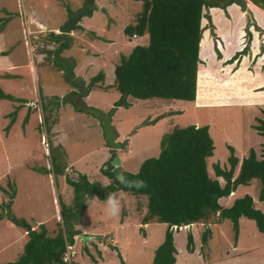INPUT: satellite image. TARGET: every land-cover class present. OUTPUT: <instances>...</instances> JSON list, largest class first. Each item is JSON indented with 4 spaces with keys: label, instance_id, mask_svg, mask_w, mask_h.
Returning a JSON list of instances; mask_svg holds the SVG:
<instances>
[{
    "label": "rangeland",
    "instance_id": "obj_1",
    "mask_svg": "<svg viewBox=\"0 0 264 264\" xmlns=\"http://www.w3.org/2000/svg\"><path fill=\"white\" fill-rule=\"evenodd\" d=\"M83 1L0 0V20L9 19L3 31L0 30V89L25 101L20 104L0 100V212L2 204L9 202V195L14 190L10 212L21 224H14L8 219L9 212L5 211V217L0 221V264L18 259L27 242L25 234L28 228L39 230L38 226L43 225L50 237L56 235L63 223L60 203L66 207L73 205L74 192L66 183V178L78 181L79 175H83L88 182L102 187L111 183L102 172L107 173L111 163L106 160L109 164H103L108 152L122 159L120 165L123 171L135 174L143 161L159 155L163 136L174 128L208 126L214 145L213 156L207 159L210 178L216 179V165L229 169L227 146L234 148V155L239 160L247 157L250 149H254L258 159L264 157V137L254 129L258 119L264 121V87L260 88L264 85V35L262 37L260 28L251 24L245 12L241 9L238 11L235 5L229 11L231 18L227 10L225 13L220 8L212 11L206 8L203 11L202 34L206 31L208 38L202 51L199 45L201 63L198 65L197 96L193 103L128 97L126 107L122 106L121 95L113 88L91 91L86 100L88 106L105 114L115 108L111 124L119 135L117 142L122 145L119 150L113 152L101 144V125V129H98L84 120L78 121L73 117L76 113L73 109L69 114L65 110L60 115L68 103L61 105L59 110L49 106L48 110L43 111L39 98L47 103L49 99L46 98L63 88L65 82L63 72L54 67L55 59L63 58L75 65L81 62L75 68L78 77L70 82L80 87V94L86 97L88 80L102 71L105 75L104 86L112 85L114 68L120 58L127 57L136 46H146L148 43L147 35L128 38L123 33L125 27L135 24L141 11V1L96 0L98 10L79 21L82 30H75L65 37L73 44L71 49L58 57H48L42 53L43 50L54 51L57 48L56 44L45 40V34L53 29H57L53 31L54 34H59L58 28L67 17L64 6L67 5L74 12ZM244 2L246 10L255 12L261 22L264 15L257 8L261 9L263 4L255 5L251 0ZM221 13L230 21H222ZM42 26L48 31L43 30ZM251 26L258 36L255 55ZM241 27H245L244 35L240 32ZM228 31H233L234 36L227 37ZM247 31L251 34L250 38ZM246 45V54L237 56ZM240 46L241 51L230 55ZM235 56L232 65L228 64ZM6 75L13 77L6 78ZM70 82L68 86H74ZM68 86L64 85L66 92H62L61 97L70 101L72 95L68 94ZM13 112L15 122L6 131ZM26 117L28 121L23 126ZM91 118L95 120L93 116ZM54 123L58 125L55 127ZM54 127L58 133L56 138L52 131ZM128 150L130 153H127ZM89 153L92 155L84 161L83 158ZM52 156L56 160L54 164L71 163L74 168H66L63 175L55 174ZM236 176L237 171L234 178ZM217 180L224 185L221 178ZM235 189L233 197L219 200L222 207L228 208L235 199L249 195L254 207L264 214V202L258 200L260 184L257 180ZM122 194L118 197L121 210L116 217L108 214L106 201L96 197L87 201L83 215L74 222V228L78 227L81 232L93 230L95 236L88 242H82L79 235L74 237L76 256L73 264H121L120 258L123 264H152L167 226L158 223L147 224L145 228L139 226L146 212V199ZM208 226L195 224L191 230L186 227L173 229L177 251L175 264H264V239L253 221L246 218L239 220L238 237H235L229 220L210 228ZM206 227L212 235L207 245L203 246L201 235ZM188 231L194 240L192 254L186 250Z\"/></svg>",
    "mask_w": 264,
    "mask_h": 264
},
{
    "label": "trees",
    "instance_id": "obj_2",
    "mask_svg": "<svg viewBox=\"0 0 264 264\" xmlns=\"http://www.w3.org/2000/svg\"><path fill=\"white\" fill-rule=\"evenodd\" d=\"M139 1L142 5L136 22L134 25L125 27L123 33L128 38H140L147 35L148 43L146 46H136L127 57L122 56L115 66L114 88L121 95L122 106L127 107L128 97L137 100L163 99L194 102L198 65L201 63L199 45L202 51L203 44L208 38L206 31L202 34L203 11L206 8H210V11L220 8L226 13L227 7L236 5L245 12L244 0H221L225 2L223 7L219 4L206 3L203 0ZM251 2L255 5L262 3L261 9L264 10V1L251 0ZM8 22V18L0 20L1 31ZM246 34L249 38L251 37L250 32L247 31ZM253 34V54L255 55L258 36L255 31ZM45 35L47 42L57 45L54 51H42L48 57L54 55L58 57L71 46L65 35L53 32ZM247 51L248 46L246 45L237 56L245 55ZM237 56L228 64L236 60ZM245 61L246 59L241 65ZM54 67L63 72L67 84L74 79V63L69 64L65 59L57 58L54 61ZM103 79L102 72L92 77L85 88L87 93ZM200 82L199 76V85ZM70 83L78 87L73 82ZM0 100L25 103L23 100L5 94L2 90H0ZM68 102L66 98L59 100L55 97L49 99L47 103L42 102L43 110H48L49 106L58 110L62 104ZM262 114L264 115V110ZM10 117L11 121L5 128L6 131L15 122V112L11 113ZM27 121V117L24 118L23 126ZM257 122L258 125L254 129L264 137V121L258 119ZM227 148L229 169H222L216 165L214 167L216 179H212L209 177L207 159L213 156L214 145L208 126L174 128L163 136L161 151L156 158L143 161L135 174L121 173L129 182L144 181L146 187L129 188L121 184L112 173L113 167L108 168L107 173L102 170L111 180V183L105 187L88 182L86 176L83 175H79L78 181L66 178V183L73 189L74 196L72 206L66 207L60 203L63 217L62 227L53 237L48 235L43 225L38 226L39 230L26 231L28 239L23 252L16 261L5 264H64L62 258L66 246H73L74 237L80 235V232L74 229V222H77L78 218L83 215L87 201L93 197L106 201L109 193L118 194L119 192L146 199V212L140 223L142 226L151 223L167 226L164 240L157 247L152 264H175L177 254L173 239V228L175 227L179 229L194 224L215 225L223 220H229L235 237H237L239 220L246 218L255 223L264 239V214L254 207L253 199L249 195L235 199L228 208L222 207L219 203L220 199L235 192L236 187L247 186L253 180L259 182L258 200L264 202V157L258 159L254 149H250L247 157L239 160L234 155V148L231 146ZM115 157V153L112 154L109 162H112ZM51 158L54 173L63 175L65 165L54 164L56 161L54 156ZM236 171L237 176L234 178ZM217 178H221L224 185H221ZM234 184L237 186L232 189ZM14 197L15 191L12 190L9 202L1 206L0 221L5 217L7 210L8 219L21 226L19 220L15 219L10 212ZM210 237L211 231L206 227L201 235L203 246L207 245ZM110 247L116 250L114 246ZM186 250L190 254L194 252V240L190 231L186 235ZM93 262L96 263L94 260ZM120 262L123 264L121 258Z\"/></svg>",
    "mask_w": 264,
    "mask_h": 264
},
{
    "label": "water",
    "instance_id": "obj_3",
    "mask_svg": "<svg viewBox=\"0 0 264 264\" xmlns=\"http://www.w3.org/2000/svg\"><path fill=\"white\" fill-rule=\"evenodd\" d=\"M95 1L96 0H86L83 8L74 12L71 11L67 5H65L64 8L67 12V17H66V21L58 28V33L61 35H69L73 31L78 30L79 26L77 23L80 20H82L84 17L91 16L94 11L98 10ZM203 1L212 5L219 4L221 7H223L225 4V2L221 0H203ZM245 14L249 18L250 22H254L252 13L249 10H246ZM196 87H198V72H197ZM196 96H197V90H196ZM73 105L76 111L83 112L87 115H91L100 122L106 144L110 150L112 151L119 150L122 147V145L119 142H116L117 133L111 124V117L114 113L115 108L111 112L105 114L98 109L88 106L81 98L75 99L73 101ZM110 167H113L112 173L119 181L118 176L121 175V168H120V162L117 157L113 158L108 168ZM235 186L236 184L232 186V189H234ZM186 228L189 229V226H186ZM29 230L30 228H28V231ZM79 238L82 242H87L90 240L88 236H84V235H79Z\"/></svg>",
    "mask_w": 264,
    "mask_h": 264
},
{
    "label": "crops",
    "instance_id": "obj_4",
    "mask_svg": "<svg viewBox=\"0 0 264 264\" xmlns=\"http://www.w3.org/2000/svg\"><path fill=\"white\" fill-rule=\"evenodd\" d=\"M233 5H231V6H229V7H227L226 8V10H227V14H228V16L231 18V14H230V9H231V7H232ZM236 6V5H235ZM237 8H238V11H240V8L238 7V6H236ZM255 7V6H254ZM213 9V8H212ZM258 9V11H259V13H262L263 15H264V10H262V9H259V8H257ZM211 10V9H210ZM251 13H252V16H253V20H254V22H250L251 24L252 23H254L258 28H260V30L262 31V37H263V35H264V18H263V20H261V22H260V20H259V18L256 16V14H255V12H253L252 10L250 11ZM211 15H212V21H213V23H214V25H215V22H214V16H213V14L211 13ZM220 16H221V19H222V21H226V22H229L230 20H227V18H225V15H224V17H223V14L221 13V14H219ZM65 21H66V19H65ZM202 22V21H201ZM245 23H246V20H245ZM80 26L83 28V26L80 24ZM215 27L217 28V26L215 25ZM42 28H43V30H47V28L46 27H44V26H42ZM245 28V27H244ZM244 28H242L241 27V29H240V32L241 33H243V35H244ZM85 29V28H84ZM231 29V28H230ZM253 29H254V27L253 26H251V31H253ZM57 29H53L52 31H50V32H53V31H56ZM82 30V29H81ZM48 31V30H47ZM50 32H48V33H50ZM254 32V31H253ZM54 33V32H53ZM217 33H218V30H217ZM218 36H219V34H218ZM234 36V33H233V31H228L227 32V37H233ZM70 37H74V36H70ZM73 45V44H72ZM71 45V46H72ZM263 45H264V41H263ZM70 46V47H71ZM69 49H71V48H69ZM68 49V50H69ZM241 49H242V46H240V47H237L236 48V50H234V51H232V52H230V55H232L233 56V54H234V52H239V51H241ZM79 64L81 65V62H79L78 63V65L76 64L75 65V63H74V78L76 79L77 77H78V74H77V72L75 71V70H77V69H75V68H77V66H79ZM238 64V63H237ZM258 65V64H257ZM115 69V68H114ZM102 72V71H101ZM103 73V72H102ZM104 74V73H103ZM7 76H10V77H7ZM6 78H12L13 76H11V75H6L5 76ZM80 77V76H79ZM81 78V77H80ZM104 79H105V75H104ZM104 79H103V81L102 82H99V83H97L96 84V86L94 87V88H92L88 93H87V95H86V97H84V95L82 96L81 94H80V90H79V88L80 87H74V86H68V84L66 83V82H64V85L65 84H67V86H68V94L69 93H71V95H72V97H71V99H70V101L68 102V107L67 108H65V109H63L62 111H61V114L60 115H62L63 113H64V111L65 110H68V114L70 113V111L73 109V110H75V108H74V105H73V101L75 100V99H77V98H81L85 103H86V100L89 98V95H90V93H91V91L93 90V89H104V90H107L108 88H113L114 90H115V88H114V82H113V84L112 85H110V86H104ZM114 79H115V77H114ZM80 80V79H79ZM90 80H88V82H89ZM87 84V83H86ZM64 85H63V88H61V89H59V91H54L55 93H53L52 95H50V98H46V99H53V98H55V97H57V98H59V100H62L64 97H61V93L63 92V93H65L66 91H65V88H64ZM264 87V85L263 86H261L260 88H263ZM256 90L257 89H259V88H255ZM1 90V89H0ZM3 91V90H2ZM116 91V90H115ZM4 92V91H3ZM79 92V93H78ZM5 93V92H4ZM5 94H7V93H5ZM10 95V94H9ZM13 97V96H12ZM15 98V97H14ZM40 99V104H41V106H42V102L43 103H46L45 101H43L42 100V98L40 97L39 98ZM21 100H23V99H21ZM24 101V100H23ZM25 102V101H24ZM191 103H193V102H191ZM67 104V103H66ZM66 104H62V105H66ZM113 106V105H112ZM43 109V108H42ZM59 110V109H58ZM44 111V110H43ZM76 111V110H75ZM83 112H79V111H76V113L75 114H73V117L75 118V119H77L78 121H82V120H84L85 122H88L87 124H90V125H94V126H96V127H98V129L100 128V122L96 119V118H94L95 120H92V118H91V115L89 116V115H87V114H85L86 116H84V114H82ZM61 119V118H60ZM84 121H82V122H84ZM91 121V122H90ZM56 123H54V125L53 126H57L58 124H56ZM55 127L53 128V133H55V138L57 137V135H58V133L57 132H55ZM98 129H96V130H98ZM101 129V128H100ZM51 131V130H50ZM117 133V132H116ZM102 138H103V140H105V138H104V134H102ZM118 138H119V135H118V133H117V140H116V142L118 141ZM57 140V139H56ZM102 140V142H101V144L102 145H104L105 144V149H107L108 148V146L106 145V141H103ZM56 143V142H55ZM57 146V144L55 145V147ZM50 147V146H49ZM57 148V147H56ZM52 149V148H51ZM104 148H102V150H103ZM104 149V150H105ZM127 153H130V150H128L127 151ZM92 154L91 153H89L88 155H85V157L83 158V160L84 161H86V158H88V156H91ZM111 158H112V154L110 153V152H108V154H106V156H105V161H104V165L105 164H107L108 163V161H106V160H111ZM118 160H119V162L120 163H122V159H119L118 158ZM89 162H86V164H88ZM67 164V163H66ZM102 164V165H103ZM101 166V165H100ZM66 168H68V169H70V168H74V167H72L71 166V163L68 165H65V169ZM99 168V167H98ZM120 168H121V173L122 172H125V171H123V169H122V167H121V165H120ZM65 169H64V171H65ZM109 181L111 182V180L109 179ZM126 194H128V193H126ZM123 194H122V192H119L118 193V197H121ZM125 195V194H124ZM129 195V194H128ZM234 196V193H232L230 196H228V197H233ZM133 197V196H132ZM133 198H135V197H133ZM221 200V199H220ZM141 223V222H140ZM140 223H138L139 224V226H142ZM147 225H145L144 226V228L146 227ZM195 226V224L194 225H190L189 226V229L188 230H191V229H193V227ZM210 224H209V228H210ZM75 230H77V231H79L78 230V227H76V228H74ZM174 229V228H173ZM80 232V235H84V236H88L89 238H90V240H93L94 238V233H93V230H91V231H79ZM239 234V233H238ZM26 236H27V233L25 234ZM212 235V234H211ZM100 237V236H99ZM237 237H238V235H237ZM211 238V237H210ZM209 238V239H210ZM28 239V238H27ZM208 239V240H209ZM89 240V241H90ZM88 242V241H87ZM208 243V242H207ZM234 249V248H233Z\"/></svg>",
    "mask_w": 264,
    "mask_h": 264
},
{
    "label": "clouds",
    "instance_id": "obj_5",
    "mask_svg": "<svg viewBox=\"0 0 264 264\" xmlns=\"http://www.w3.org/2000/svg\"><path fill=\"white\" fill-rule=\"evenodd\" d=\"M118 179H119L121 184H124L126 187H129V188H131V187H135V188L146 187V184L144 181L129 182L126 178L123 177L122 174L120 176H118ZM106 205H107V212L110 216L116 217L120 214L121 208H120V201L118 198V194L109 193L107 195V198H106ZM175 229H176V227H175Z\"/></svg>",
    "mask_w": 264,
    "mask_h": 264
},
{
    "label": "built area",
    "instance_id": "obj_6",
    "mask_svg": "<svg viewBox=\"0 0 264 264\" xmlns=\"http://www.w3.org/2000/svg\"><path fill=\"white\" fill-rule=\"evenodd\" d=\"M75 256L76 254H75V251L73 250V246L67 245L65 253L62 258V262L64 264H73Z\"/></svg>",
    "mask_w": 264,
    "mask_h": 264
},
{
    "label": "flooded vegetation",
    "instance_id": "obj_7",
    "mask_svg": "<svg viewBox=\"0 0 264 264\" xmlns=\"http://www.w3.org/2000/svg\"><path fill=\"white\" fill-rule=\"evenodd\" d=\"M85 2H86V0H84V1H83V3H82V5H81V7H78V8H76V11H77V10H79V9H81V8H83V6H84ZM95 2H96V1H95ZM80 21H81V20H80ZM77 24H78V26H79V29H78V30H81V29H82V27L80 26L79 22H78ZM65 36H68V35H65Z\"/></svg>",
    "mask_w": 264,
    "mask_h": 264
}]
</instances>
